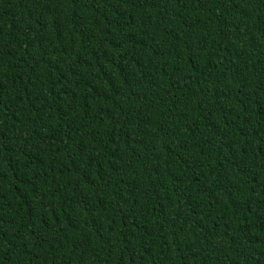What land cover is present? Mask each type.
Returning a JSON list of instances; mask_svg holds the SVG:
<instances>
[{
	"label": "trees",
	"instance_id": "trees-1",
	"mask_svg": "<svg viewBox=\"0 0 264 264\" xmlns=\"http://www.w3.org/2000/svg\"><path fill=\"white\" fill-rule=\"evenodd\" d=\"M0 264H264V0H0Z\"/></svg>",
	"mask_w": 264,
	"mask_h": 264
}]
</instances>
